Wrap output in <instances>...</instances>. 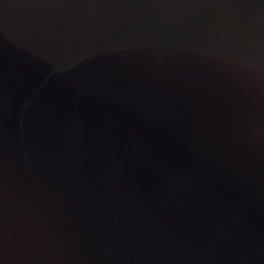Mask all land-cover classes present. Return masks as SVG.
Returning <instances> with one entry per match:
<instances>
[{
    "label": "water",
    "instance_id": "obj_1",
    "mask_svg": "<svg viewBox=\"0 0 264 264\" xmlns=\"http://www.w3.org/2000/svg\"><path fill=\"white\" fill-rule=\"evenodd\" d=\"M0 264H264V0H0Z\"/></svg>",
    "mask_w": 264,
    "mask_h": 264
}]
</instances>
